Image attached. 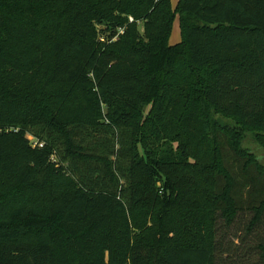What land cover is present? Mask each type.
I'll return each instance as SVG.
<instances>
[{
  "label": "trees",
  "instance_id": "trees-1",
  "mask_svg": "<svg viewBox=\"0 0 264 264\" xmlns=\"http://www.w3.org/2000/svg\"><path fill=\"white\" fill-rule=\"evenodd\" d=\"M249 135L264 0H0V264H250Z\"/></svg>",
  "mask_w": 264,
  "mask_h": 264
},
{
  "label": "rangeland",
  "instance_id": "rangeland-1",
  "mask_svg": "<svg viewBox=\"0 0 264 264\" xmlns=\"http://www.w3.org/2000/svg\"><path fill=\"white\" fill-rule=\"evenodd\" d=\"M173 6L175 7L179 0H171ZM142 26L140 27V30L142 31ZM181 40V33H180V27L178 20L174 23V29L172 32V36L170 39L171 44H176ZM253 135H249L247 137L245 145L249 147L251 150L255 151L256 155L260 157V159L264 162V152L258 150V148L255 146V142L253 141ZM30 137V136H29ZM31 138V137H30ZM246 217H242L241 219H238L235 223V226L232 228L233 232L229 236H223V238L226 241V244L229 246L231 245L234 248V260H244V256L247 257V261L252 264L253 262L259 261L260 258V252H257V249L255 246L257 245V241L261 238V235H264V227L256 229V233L253 235H247L245 232V221H247L250 216L245 215ZM247 218V219H246ZM241 234L242 239L239 241L234 235L235 234ZM247 235V237H246ZM234 236V238H233ZM232 243V244H231ZM237 264V263H236ZM238 264H241L238 263Z\"/></svg>",
  "mask_w": 264,
  "mask_h": 264
},
{
  "label": "built area",
  "instance_id": "built-area-1",
  "mask_svg": "<svg viewBox=\"0 0 264 264\" xmlns=\"http://www.w3.org/2000/svg\"><path fill=\"white\" fill-rule=\"evenodd\" d=\"M131 20H133V19L131 18ZM121 32L123 33V29H121V30H120V33H121ZM102 40L104 41V39H102ZM30 137H31V136H30ZM30 139H31V140H34V138H33V137H31ZM38 144H39V143H38V141L34 140V142H33V145H34V146H36V145H38ZM39 145H41V146H42L43 144H42V143H40Z\"/></svg>",
  "mask_w": 264,
  "mask_h": 264
}]
</instances>
